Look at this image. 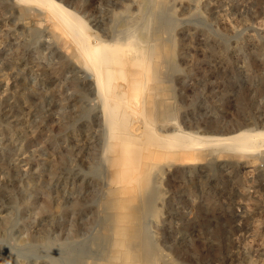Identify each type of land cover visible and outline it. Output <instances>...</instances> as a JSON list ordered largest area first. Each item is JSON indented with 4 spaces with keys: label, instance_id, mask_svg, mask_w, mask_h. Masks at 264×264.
<instances>
[{
    "label": "rangeland",
    "instance_id": "374dc122",
    "mask_svg": "<svg viewBox=\"0 0 264 264\" xmlns=\"http://www.w3.org/2000/svg\"><path fill=\"white\" fill-rule=\"evenodd\" d=\"M56 1L101 43L134 25L145 36L142 64L114 79L128 133L144 136L130 157L108 148L70 39L37 4L0 0V264H264V146L174 134L264 130V0ZM145 123L181 145L157 147Z\"/></svg>",
    "mask_w": 264,
    "mask_h": 264
},
{
    "label": "bare ground",
    "instance_id": "6f19581e",
    "mask_svg": "<svg viewBox=\"0 0 264 264\" xmlns=\"http://www.w3.org/2000/svg\"><path fill=\"white\" fill-rule=\"evenodd\" d=\"M14 1H20V2H24L25 3H33V4H37L39 7L44 8L43 10L47 11L50 18L52 19V22H54V25L58 28V30H61L62 32H64L66 34V36L68 37V39H70V41L72 42L73 46H74V50L77 53L79 60L81 61L82 65L84 67H86L87 69L90 70L92 76L94 77L95 80V85L97 88V92L99 93V96H101V103H103L102 106V112H103V116H104V124L107 126V130H108V135L110 137V141L113 142L111 140V138L113 139L114 137H116L115 142L113 143H109L108 148H114V147H119L120 152H124L126 154V156H131L133 152L131 151H126V144L128 143L129 139H134L136 143H138L140 140V136L141 134L143 135L144 133H140L138 135L127 131V125H128V111L130 108V101L128 100V92L126 90H122V89H117L114 87V79L115 77L119 76L122 74L121 71L124 70V68H126L125 66L129 65L130 63L134 62L137 65H141L142 62L144 61V54H145V47H146V43H145V39L142 35V32L139 31V29L135 28L136 25H134L133 28L129 29V31H127V34L125 33L124 37L121 38L119 36L120 39H113V41L111 42H104L101 43L103 41L99 40V36L98 38L96 36H93L92 34L89 33V29L88 26L86 25L83 20L78 14H76L74 11H72L70 8L66 7L65 5H63L60 2H57L56 0H14ZM151 3V2H150ZM149 3V4H150ZM36 7V6H35ZM37 8V7H36ZM42 8H38L41 9ZM147 9V8H146ZM150 12V11H149ZM152 12V11H151ZM143 13V11L141 12ZM145 13V12H144ZM148 13V12H147ZM146 16V15H145ZM143 15H141L140 18L145 17ZM148 17V16H147ZM150 17L147 18V20ZM145 19V18H143ZM137 21V20H136ZM135 21V22H136ZM143 21V20H142ZM147 23V22H146ZM139 24V22H138ZM149 24V22H148ZM143 27V26H142ZM141 27V28H142ZM140 28V29H141ZM142 31V30H141ZM145 32V31H144ZM148 33V32H147ZM146 33V34H147ZM145 35V33H144ZM148 35V34H147ZM162 36V35H161ZM65 37V35L63 36ZM113 38V37H112ZM111 38V39H112ZM148 38V37H147ZM156 38V37H155ZM150 39V38H149ZM66 40V38H65ZM103 40V39H102ZM69 41V42H70ZM148 43V42H147ZM157 44V43H156ZM153 45V44H152ZM159 54V53H158ZM75 56V55H74ZM148 56V54H147ZM154 56V55H153ZM155 58V57H153ZM146 60V59H145ZM154 61V60H153ZM80 64V63H79ZM114 65V66H113ZM134 65V64H133ZM136 65V66H137ZM145 65V64H144ZM147 66V65H146ZM158 66V65H157ZM82 67V66H81ZM138 67V66H137ZM154 67V66H153ZM159 67V66H158ZM157 67V68H158ZM156 68V67H155ZM119 69V70H118ZM133 70H135V68H133ZM139 71V69H137ZM159 70V69H158ZM89 72V71H87ZM128 72V71H127ZM147 72V71H146ZM152 73V72H151ZM125 74V73H124ZM144 74V73H143ZM142 74V75H143ZM146 74V73H145ZM141 75V74H140ZM144 78V76H143ZM142 78V79H143ZM147 78V77H146ZM145 78V79H146ZM118 79V78H117ZM141 79V80H142ZM128 80V79H127ZM139 81V79H137ZM135 81V80H134ZM133 81V82H134ZM143 81V80H142ZM140 82V81H139ZM149 82V81H148ZM124 83V82H123ZM122 83V84H123ZM121 84V83H120ZM118 84L120 87L121 85ZM128 84V83H127ZM137 84V83H136ZM149 84V83H148ZM144 85V84H143ZM128 87V86H127ZM147 87V86H146ZM145 87V88H146ZM145 88H141V89H145ZM132 90V89H131ZM136 90V89H134ZM141 92V91H140ZM146 92V91H145ZM148 92V91H147ZM144 93V92H143ZM152 94V93H151ZM155 94V92H154ZM142 95V93H141ZM146 97V96H145ZM146 99V98H145ZM136 99H134L135 101ZM143 100V99H142ZM141 100V101H142ZM132 101V100H131ZM133 101V102H134ZM143 104V102H142ZM141 104V105H142ZM153 104V103H152ZM133 105V104H132ZM140 106V105H139ZM134 107V106H133ZM132 107V108H133ZM141 108V107H140ZM143 108V107H142ZM128 109V110H127ZM145 109V108H144ZM143 110V109H142ZM143 112V111H140ZM138 113V112H137ZM143 114V113H142ZM154 114V113H153ZM130 116V115H129ZM144 116V115H143ZM131 117V116H130ZM136 117V116H135ZM130 119V118H129ZM132 119V118H131ZM137 119V117H136ZM135 119V120H136ZM149 119V118H148ZM128 120V121H127ZM134 120V119H133ZM145 120V118H144ZM153 120V119H152ZM138 121V119H137ZM151 121V120H150ZM152 122V121H151ZM155 122V121H154ZM140 125V124H139ZM143 126V125H142ZM129 127V126H128ZM141 128V127H140ZM144 128V127H143ZM145 128L149 129V131L147 132V135L145 137H148V140H153L154 142L158 143L161 142L162 147L165 145V147H169L171 144L174 142H176L175 140L178 141V139L182 136V134H185L184 136H187L188 138L192 139H196L194 141H196V145H194V147L198 146L199 148H204L205 146L208 147L209 146H218V147H224L227 150H232V151H245V152H252V151H258L259 149H261L260 147L264 146V130H257L254 128H250V127H246V128H237L234 130H229L226 132H220V133H215V134H206V135H200L197 136L195 134H190L189 132H186L185 130L179 128L178 130H175L176 132H174L175 135H181L177 136V138L175 139L174 137H172L174 140V142L170 141V137L169 135H166L165 137H161L158 136L157 134L154 133V131L150 130V125H148V123H145ZM139 129V128H138ZM137 129V130H138ZM156 130V129H155ZM162 130V129H161ZM140 131V130H139ZM163 131V130H162ZM161 131V132H162ZM173 131V130H172ZM166 132V131H165ZM163 133V132H162ZM161 134V133H160ZM166 134V133H164ZM168 134V133H167ZM189 134V135H186ZM107 136V135H106ZM144 136V135H143ZM163 136V135H162ZM108 137V136H107ZM106 137V138H107ZM144 137H142V141L147 140L143 139ZM159 138V139H158ZM170 138V139H169ZM185 138V137H183ZM183 138H181L182 143L183 142ZM187 138V141H188ZM115 139V138H114ZM186 139V138H185ZM138 140V142L136 141ZM147 140V141H148ZM156 140V141H155ZM161 140V141H160ZM153 141H151L153 143ZM180 141V140H179ZM178 141L177 144H180ZM190 141V140H189ZM134 142V141H133ZM134 142V143H135ZM171 142V143H170ZM192 143V141H190ZM188 142V143H190ZM132 143V144H134ZM141 143V142H139ZM144 143V142H143ZM154 143V144H156ZM158 143L156 144L158 147ZM188 143H185L187 146L191 145ZM147 144L144 143V145ZM172 144V145H173ZM129 145V144H128ZM139 145V144H138ZM143 145V144H142ZM148 145H150L148 143ZM154 145V146H156ZM168 145V146H166ZM181 145V144H180ZM136 144H134V148H135ZM129 147V146H128ZM131 147V144H130ZM133 147V146H132ZM136 147H140L141 149V145L140 146H136ZM144 147V146H143ZM154 147V148H157ZM161 147V148H162ZM164 147V148H165ZM179 147V146H178ZM184 147V145L182 144L181 148ZM186 147V146H185ZM193 147V144L191 146V148ZM151 148V147H150ZM105 149V148H104ZM107 149V148H106ZM136 149V148H135ZM168 149V148H167ZM153 150V148L151 149ZM104 151V150H103ZM118 151V150H117ZM154 151V150H153ZM105 152V151H104ZM114 152V150L112 151ZM260 152V151H259ZM256 153V152H255ZM151 154V152H150ZM108 155V154H107ZM106 155V156H107ZM112 155V154H111ZM146 155V154H145ZM153 155V154H152ZM114 156V155H112ZM140 157H142V155L139 154ZM118 157V156H117ZM137 157V155H136ZM135 157V158H136ZM139 157V159H140ZM111 158V157H110ZM108 158V160L110 159ZM118 159V158H117ZM116 159V160H117ZM123 159V158H122ZM119 160V159H118ZM142 160V159H141ZM152 160V159H151ZM150 160V161H151ZM110 161V160H109ZM121 161V160H120ZM123 163L125 160H122ZM121 161V162H122ZM130 161V160H129ZM147 161V160H146ZM111 162V161H110ZM108 162V163H110ZM117 162V161H116ZM120 162V163H121ZM143 162V161H142ZM153 162V161H152ZM115 163V162H114ZM163 162H161L162 164ZM140 164V162H139ZM138 164V166H139ZM159 164V163H158ZM127 165V164H126ZM132 165V164H131ZM130 165V166H131ZM157 165V163H156ZM113 166V165H112ZM123 166H125L123 164ZM133 166V165H132ZM122 167V165H121ZM134 167V166H133ZM111 169H113V167L110 166ZM136 169V167H134ZM133 168V170H134ZM139 168V167H138ZM110 170V169H109ZM115 170V169H114ZM113 170V172H114ZM117 168H116V173L117 172ZM123 170V169H122ZM125 170V169H124ZM139 170V169H138ZM146 170V169H145ZM153 170V168H152ZM126 171V170H125ZM124 171V172H125ZM132 171V170H131ZM137 171V170H135ZM155 171V170H154ZM111 172V171H110ZM124 172L121 173V175H123L124 177ZM130 172V170H129ZM149 172V171H148ZM151 172V171H150ZM140 173V172H139ZM132 174H135L132 172ZM149 174V173H148ZM147 174V175H148ZM118 175V174H117ZM142 175V174H141ZM150 175V174H149ZM128 176V175H127ZM144 176V174H143ZM136 177V176H135ZM130 178H132L130 176ZM137 178V182H135V184H137L139 182L138 177ZM140 178V176H139ZM124 179V178H123ZM128 179V177H127ZM122 180V179H121ZM125 180V179H124ZM133 182V180H132ZM125 184V183H124ZM134 184V183H133ZM123 185V184H122ZM121 185V186H122ZM130 185V184H129ZM128 185V186H129ZM139 185V183H138ZM137 185L134 186L136 188H139ZM127 187V185H126ZM132 187V186H131ZM128 190V189H127ZM136 190V189H135ZM138 192V191H137ZM136 193V192H135ZM139 194V193H138ZM137 194V195H138ZM126 195V194H125ZM136 195V197H137ZM131 196V195H130ZM139 197V196H138ZM132 204V203H131ZM133 205V204H132ZM131 205V206H132ZM141 207V206H140ZM139 207V208H140ZM139 210V209H138ZM142 210V209H141ZM143 213V212H142ZM140 215V214H138ZM139 217V216H138ZM137 219V218H136ZM139 222V221H138ZM142 226V225H141ZM140 226V227H141ZM136 227V226H134ZM139 228V227H138ZM137 231V230H136ZM141 231V230H140ZM138 231V232H140ZM125 233V232H124ZM137 235V234H136ZM137 239V238H136ZM135 240V239H134ZM138 240H136L137 242ZM141 242V241H139ZM137 245V244H136ZM124 247V246H123ZM140 247V244H139ZM139 249V248H137ZM141 249V247H140ZM139 249V250H140ZM134 250V249H132ZM127 251V250H126ZM136 251V250H135ZM141 251V250H140ZM143 251V250H142ZM141 251V252H142ZM138 252V251H137ZM144 252V251H143ZM140 253V252H139ZM141 254V253H140ZM139 255V254H138ZM149 255V254H148ZM152 255V254H151ZM142 256V255H141ZM132 257V255H131ZM139 257V256H138ZM140 258V257H139ZM145 259L147 258L146 256L144 257ZM141 259V258H140ZM150 259V258H149ZM143 261V257L141 259ZM140 260V261H141ZM138 261V262H140ZM153 262V261H152ZM151 262V264H152ZM134 263V262H133ZM142 263V262H140Z\"/></svg>",
    "mask_w": 264,
    "mask_h": 264
}]
</instances>
